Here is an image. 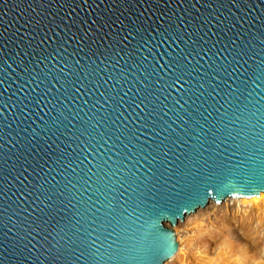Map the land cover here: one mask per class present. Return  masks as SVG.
Listing matches in <instances>:
<instances>
[{"label": "water", "instance_id": "1", "mask_svg": "<svg viewBox=\"0 0 264 264\" xmlns=\"http://www.w3.org/2000/svg\"><path fill=\"white\" fill-rule=\"evenodd\" d=\"M260 193L264 0H0V264H165Z\"/></svg>", "mask_w": 264, "mask_h": 264}, {"label": "rangeland", "instance_id": "2", "mask_svg": "<svg viewBox=\"0 0 264 264\" xmlns=\"http://www.w3.org/2000/svg\"><path fill=\"white\" fill-rule=\"evenodd\" d=\"M241 202L221 204L229 219L216 209H209L205 221L196 213L186 216L175 228L180 250L169 264H264V197Z\"/></svg>", "mask_w": 264, "mask_h": 264}, {"label": "bare ground", "instance_id": "3", "mask_svg": "<svg viewBox=\"0 0 264 264\" xmlns=\"http://www.w3.org/2000/svg\"><path fill=\"white\" fill-rule=\"evenodd\" d=\"M264 197V193H260L259 195H258V197H250L249 199H245L244 197L243 198H238L237 200H234V198L232 199V198H227V199H225L223 202H237V201H239V200H242V204H250V203H252V202H257V200L259 201L260 199H262ZM222 202V203H223ZM222 203H220L219 205H215L213 202H209L208 203V209H204V208H206V207H204V208H201V209H198L197 211H195L194 213H192V214H195L196 213V215H194V218H196V219H201L202 221H205V219H204V217H207L208 215H209V209L211 210V209H216V212L218 213V215L220 214L221 216H220V218L222 217L223 219H229L230 218V216H228L226 213L227 212H225V208L223 207V206H221V204ZM189 215H191V214H189ZM188 216V215H187ZM186 217V216H185ZM185 217H184V219H185ZM184 219H183V221H184ZM182 221V222H183ZM182 222H177V224H176V226L174 227V231H175V228L180 224V223H182ZM176 233V232H175ZM178 250H180V249H177V252H176V254L174 255V257L171 259V260H169L168 262H166L165 264H169V262H172V261H174V260H176V258H177V255H178ZM234 250V249H233ZM243 251V250H242Z\"/></svg>", "mask_w": 264, "mask_h": 264}, {"label": "snow or ice", "instance_id": "4", "mask_svg": "<svg viewBox=\"0 0 264 264\" xmlns=\"http://www.w3.org/2000/svg\"><path fill=\"white\" fill-rule=\"evenodd\" d=\"M222 251H223V249H222Z\"/></svg>", "mask_w": 264, "mask_h": 264}]
</instances>
